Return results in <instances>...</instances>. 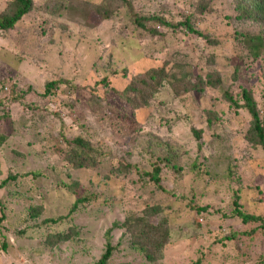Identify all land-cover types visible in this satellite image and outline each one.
Masks as SVG:
<instances>
[{
  "label": "rangeland",
  "instance_id": "rangeland-1",
  "mask_svg": "<svg viewBox=\"0 0 264 264\" xmlns=\"http://www.w3.org/2000/svg\"><path fill=\"white\" fill-rule=\"evenodd\" d=\"M41 1L43 0H36L35 5L38 6ZM104 1L108 10L113 12L109 20H101L92 14L87 21L80 11L59 17L53 23L50 36H45L43 42L37 40L35 44L30 43V39L25 36L22 40L26 44L18 43L19 38L14 36L19 35L16 34L17 30H24L26 22L15 31L0 33V81L4 79L6 82H3L0 98L12 99L11 96L19 90H27L18 103L4 104L7 108L0 114V131L8 138L0 149V184L11 175L16 176L15 181H10L0 189V207L5 216L0 223V264H95L104 252V235L112 223L121 222L125 210H140L148 197L152 198L148 192L139 191L134 195L137 189L134 191L128 181L130 176L122 178L113 169L119 164H138L143 159L136 153V138L157 134L173 146L191 149L190 154L195 156L193 131H200L203 140L208 142L212 135L227 134L234 138L239 136L241 130L247 131L251 127L243 112L228 108L215 93L201 97L199 103L194 104L190 98H176L172 90L164 86L151 102L146 123L128 134L129 136L122 135L102 124L101 117L95 114L89 117L92 110L88 109L86 102L97 100L96 97L105 90L99 88L94 94L89 92L87 95L82 92L86 88L91 89L93 81L110 75L113 86L121 90L140 78L138 73L154 68L163 60L178 57L180 62L193 65L202 73L209 69L217 71L228 88L232 89L233 95L239 92L240 87L252 90L264 115V55L255 62L247 60L245 56L248 52L238 42L239 32L264 31V12L260 13L262 17H259V22H254L246 17L249 13L247 7L241 8L244 19L235 16L233 0L202 1V6L205 5L202 12H197L196 6L191 7V10L185 9L172 0H161L160 4L156 0H133L134 9L143 15L159 10L160 14L167 10L164 17L169 22L173 20L179 24L189 18L192 26L210 39L218 36L221 40L218 44H208L183 27L173 32L158 26L156 34L152 36L145 33L138 35L139 32L133 26L125 25V10L119 3L115 0H109L110 3ZM197 2L200 1L197 0L195 5ZM6 5V0H0V13ZM73 7L80 10L78 4ZM239 54H243L244 58L239 69L246 80L239 79L233 83L230 76L234 68L231 65ZM201 55L203 64L198 61ZM209 58L215 60L212 65L205 64ZM122 70L126 72L122 74ZM115 72L120 73L118 78L114 77ZM8 77H14L17 84L9 85L6 81ZM49 80H69L74 86L73 90L80 91L79 96L64 94L66 89L62 85L54 97L44 98L41 93ZM82 86L85 87L81 89ZM67 103L72 104L74 110L80 113L84 127L68 116L65 109ZM21 104L46 106L52 112H59L66 127L61 129V123L52 114H46L50 120L48 128L44 127L42 132V128L39 129L38 126L41 127L44 122L38 115L33 116L26 127L16 125L25 114V108ZM144 117L145 113L141 112L137 115V120L142 122L146 118ZM208 120L211 121L210 125L207 124ZM45 131L48 132L46 138L43 133ZM76 137L86 138L93 147L101 145L103 150L114 154L107 163L106 171L96 174L90 168L79 169L72 166L67 152L70 151V142ZM235 143H238L237 140ZM235 155L242 165L239 173L243 187H251L242 194L243 212L264 214V204L258 202L264 193L257 195L252 189L264 182L261 161L251 158L247 149L235 150ZM191 162V157L182 159V165L187 168L182 176L163 173L165 180L162 186L166 193H157L156 199L159 203L173 204L175 207L172 212L182 208L187 213V204L190 202L194 208L207 207L206 218H197L195 213L177 216L178 222L169 226L167 243L160 253L152 251L153 247L147 253L154 256L153 260L147 259V255L143 253L139 254L135 250V242L130 239L131 235L117 229L111 233L113 252L109 264H261L260 257L264 255L263 238L257 237L246 248L244 245L234 247L233 243L228 242L229 246H225L217 242L233 230L241 232L251 229L244 227L239 219L226 222L215 216L217 209H227L231 202L232 184L221 178L206 188L188 170ZM32 173L41 176L33 177ZM108 178L114 182L112 191L116 199L112 202L113 207L103 206L102 199L90 205L78 202V188H81L83 197L86 191L93 190L94 182L101 184ZM118 186H124L123 192L126 193V201L122 206L116 205L121 194ZM175 193L178 202L172 201ZM96 210L102 212L96 213ZM1 213L0 210V218ZM61 217L64 220L59 225L43 227L45 221ZM200 228H208L212 233L202 234L204 231L199 230ZM60 231L69 235L68 243H63L52 251L43 250L37 256L41 242Z\"/></svg>",
  "mask_w": 264,
  "mask_h": 264
},
{
  "label": "trees",
  "instance_id": "trees-1",
  "mask_svg": "<svg viewBox=\"0 0 264 264\" xmlns=\"http://www.w3.org/2000/svg\"><path fill=\"white\" fill-rule=\"evenodd\" d=\"M98 1L43 0L36 6V0H6L7 5L0 13V33L15 31L16 28H19L26 22L27 26L24 30H17L16 34L19 35L14 37L19 38L20 41H18V43L26 44V41L22 40V37L26 36L28 40L30 39V43L35 44L37 40L43 42L45 36H50L54 28L53 23L59 17H66L77 11H80L79 13L83 14L87 21H89L92 14L101 20H109L113 12L108 10V5L104 0ZM106 1L110 3L109 0ZM160 1L161 0H156L158 4H160ZM196 1L197 0H172L174 4L179 3L184 6L185 9L189 8L191 10V7L196 6V11L202 12L205 9V5L202 6V1L204 2L205 0H198L200 2H197L195 5ZM115 2H118L120 7L125 10L123 17L125 25L128 27L133 26V28L139 32L138 35L145 33L147 36H152L156 34L155 31L158 26L164 29H170L173 32L183 27L185 31L206 41L208 44H218L221 42L218 36L210 39L199 29L194 28L192 26V20L189 18H185L182 22L177 24V22L175 23L173 20L169 22L164 17V12L167 10L160 14L159 10V12L156 13L143 15L141 12L134 9L133 0H115ZM232 2L237 18L244 19L241 8L247 7L249 9V13L247 12L248 14L246 16L247 19L259 22V17H262L260 13L264 12V0H233ZM74 4H78L80 10H75L73 7ZM88 8L91 10H87ZM261 20H263V18ZM128 23H131V25ZM229 34L230 33H228V36ZM235 39L237 40V37ZM238 42L247 50L248 53L245 56L247 60L255 62L264 55V31L259 33H253L247 30L242 33L239 32ZM198 61L202 64L204 63L202 55ZM214 61L213 58H209L205 64L212 65ZM233 61L234 63L231 66L234 68V71L230 76L233 83L239 79L246 80V77H244L239 69V65L244 61L243 54H239L236 60ZM197 70L198 69L193 65H189L184 61L180 62L177 57L176 59L167 61L163 60L154 68L138 73L137 75L140 78H136L133 83L128 84L121 90L113 86L110 75H108L102 77L100 80L93 81L94 84L91 89L86 88L82 91L87 95L89 92L94 94L99 88L105 89L96 97L97 100L91 101L90 103L86 102L88 109L92 110L90 111L89 117L94 114L101 117L100 122L102 124L111 127L112 130L122 135H128L136 128L146 123L150 115L151 102L156 99L158 90L164 86L171 89L176 98H190L194 104H198L201 97H205L209 93H215L218 95V99L227 105L228 108L243 112L251 124V127H249L247 131L245 129L241 130L239 136L230 138L227 134L212 135L211 140L208 142L203 140L200 131H193V138L196 143L195 156L190 154L191 149H186L184 146H173L169 141L157 134L154 135L151 133L147 134V137L136 138V143L133 145L137 151L136 153L142 156L143 159L138 164H119L117 168L113 169H115L122 178L130 176L128 181L131 182L134 191L137 189L134 195H137L139 191L148 192V195L152 196V198L148 197L147 202L149 203L145 202V206L140 210H125L123 220L121 222L114 221L112 223L111 227L106 230L104 235L106 241L104 252L95 264H109L113 252L111 233L117 229L123 230V233L131 235V241L135 242V250L139 254L143 253L147 255V259L153 260L154 256L151 257L150 254L147 253L151 250V247H153L152 251L155 250L156 253H160L167 243L169 226L178 222L179 217L177 216L195 213L194 216L197 218H206L208 211L207 207L200 206L194 208L195 206L190 202L189 205L187 204L189 207L187 208L189 209L187 211L188 214L185 212V209L182 210V208L179 207L178 210L172 212V209L175 207L173 204H166V202L159 203L158 199H156L157 193H166L162 186V182L165 180L163 173L167 172L172 176L176 174L182 176L185 174L184 169L187 170V168H185L181 162L183 158L188 157L192 158V162L188 165V170L195 178L201 181L206 188L210 186V183L221 178L227 179L229 183L232 184L230 186L232 195L231 202L228 203L227 209H217L215 216L219 219L222 218L226 222L239 219L244 227L246 226L251 229L241 232L233 230L228 235H224L221 239L217 240V242L223 243L225 246H229L227 244L228 242L233 243L234 247L244 245L246 248L247 244L255 241L257 237L264 239V214H249L243 212V207L241 205L242 194L247 189H251V187H243V181L239 173V168L242 165L241 162L237 160V151L235 155V150L247 149V153L251 158L255 160L260 159L261 168L264 171V115L261 112L262 108L257 104L253 91L247 87H240L239 92L233 95L232 89L228 88L217 71L209 69L202 73ZM125 72L126 70L121 71L122 74ZM119 74V72H115L114 77L118 78ZM6 81L9 85L17 84L14 77H8ZM3 82L6 83L4 79L0 81V90L4 87ZM62 85H64L63 87L66 89L64 94L69 93V96L75 94L76 97L79 96L80 91H74V86L69 80L47 81L41 95L44 98H48L49 96L54 97L55 92L62 87ZM84 87L85 86H82L80 88L83 89ZM26 93L27 90H19L18 93L11 96L12 99L0 98V114L1 111H5L7 108L4 104L18 103L21 101L20 99H23ZM21 105L23 106V104ZM1 107L4 108L1 109ZM23 107L25 108V114L22 115L19 121L20 123L17 122L16 125L18 126L20 124V126L22 125L21 127H26V125L30 123L32 117L38 115L44 122L41 127L38 126L39 129L42 128L40 129V132H42L44 127L45 129L48 128L47 124H49L50 118L48 120L47 115L52 114L54 117L58 118L61 123V129L66 127L59 112H52V110L46 106L38 107L36 105L32 106L31 104H27V106L24 105ZM65 109H67L68 116L72 121L84 127V124L81 123L80 113L74 110L72 104L67 103ZM42 111H44V113ZM141 112L145 113L146 118L144 117L145 120L139 122L137 120V115ZM113 121L115 122L113 123ZM207 124L210 125L211 121L208 120ZM43 133L46 138L48 132L45 131ZM7 139V136L0 131V149L8 141ZM236 140L238 142L237 144L235 143ZM72 142H70V151L67 152V157L71 160L72 166H77L79 169L90 168L94 170L96 174H101L102 171L107 170V163L110 162L114 155L111 151L103 150L101 145L93 147L92 144H88V140L83 137H76ZM222 168L223 171H221ZM31 175L33 177L41 176V174L37 173H32ZM15 180L16 176L11 175L1 182L0 189L6 186L10 181ZM113 187L114 182L108 178L106 182L101 184H97V181L94 182L93 190L89 189L88 192L86 191L83 197L81 188H78L77 192L79 195L77 194V197L80 198L78 202L80 204L90 205V203L102 199L103 206L113 207L114 205L112 202L116 199L113 195ZM123 187L124 186H118L121 190V194L117 198V206H122L126 201V193L123 192ZM252 189H254L257 195H262L264 193V182L262 185H257ZM120 190H117V192H120ZM172 201L178 202L176 193L173 194ZM258 202L264 204V196L259 199ZM92 209H94V207ZM0 210L2 211L0 223H2L5 216L3 215L2 207H0ZM71 211L74 210L72 209ZM95 212L100 213L102 211L96 210ZM32 217H34V215H32ZM63 220L64 217H61V219H49L44 222L43 227L52 228L57 224L59 225ZM199 230L204 231L202 234L212 233L208 228H200ZM52 235L53 236H48L47 240L41 242V247L37 251V256H40L43 250L52 251L60 247L63 243H68L69 235L65 231H60ZM3 248H5V245H3ZM260 259L261 264H264V255L261 256Z\"/></svg>",
  "mask_w": 264,
  "mask_h": 264
}]
</instances>
